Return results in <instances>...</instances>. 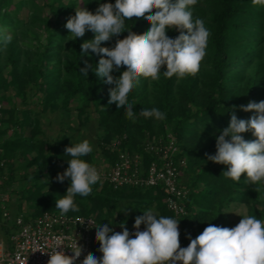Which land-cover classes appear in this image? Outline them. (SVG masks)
<instances>
[{"label": "trees", "instance_id": "1", "mask_svg": "<svg viewBox=\"0 0 264 264\" xmlns=\"http://www.w3.org/2000/svg\"><path fill=\"white\" fill-rule=\"evenodd\" d=\"M18 1L14 7L28 9L24 18L20 17L17 11L12 10L14 0H0V91L9 92L8 89L11 92L13 91L11 89L15 91L7 96L6 93L0 94V100L7 99L11 103L16 95H23L29 84L36 87V90L44 92L45 110H54L58 107L68 110L71 108L72 98L81 95L83 97L80 100L82 105L79 111H81L91 99L98 115V125L104 131L103 142L107 143L113 136L124 135L122 146L129 153L141 152L146 139L151 140L160 134L165 137L166 134L171 133L180 146L177 158L187 159L181 179L182 185L188 189V196L184 200L187 213L178 218L179 239L185 248L190 244V240L196 234L202 233L209 224L219 226L217 212L225 206L226 201L238 199L241 202H248L250 194L253 196L251 199L253 203L259 201L257 195L263 190L261 182L256 185L250 184L246 173L241 175L238 182L234 181L224 175L228 165L216 164L207 157L215 155L216 138L221 130L229 126L233 111L238 119L248 120L256 113L244 112L240 110V106L247 105L250 101L257 103L264 101L263 2L254 4L253 0H197L190 9L193 13V21L197 18L202 19L210 33L206 55L201 61L199 71L195 75L189 74L183 78H178L176 75L167 78L163 75V71L166 70V66H163L158 79L138 77L128 95V102L133 104L135 112L134 118L130 119L123 108L117 109L114 103L108 104L109 88L115 85L105 84L91 69L86 77L80 71L85 67V62L91 64L92 69L95 70L101 55L91 53V50H88L87 55L81 54V45L94 38L93 32L86 30L83 37L75 38L65 27L71 16V8L75 9V5H78L76 0L66 2L49 0L43 2L44 6L39 5L37 0ZM102 3L115 4V0H83L80 6L95 14ZM152 14H155V9ZM150 27L145 18L126 19L125 31L119 36H113L107 42H101L100 46L112 48L118 39L127 37L129 30L139 35L146 33ZM34 33H40L43 36V43L41 45L39 43L36 49L22 46V41L29 39ZM166 34L174 39L180 33L170 28L166 30ZM5 36L11 37L10 42L5 43ZM5 67L9 69L6 76H3L2 70ZM125 70H127L126 67H121L112 75L119 77ZM63 89L68 91L67 96L63 95ZM57 95L60 96V104L56 101ZM152 108H157L164 113L165 119L156 120L140 115L141 110ZM7 110V108H1L2 123L9 121L4 116ZM25 125L29 129L26 136L17 135L11 138L6 136L7 127L0 126V174L4 173V166L11 165V160L18 153L26 159L25 165L32 168L33 173L49 179L55 178L58 173H61V167L69 166L68 160L72 158L65 154V148L83 141H76L67 134L53 141L46 136L34 140L37 129L32 127L30 121H25ZM241 135L249 142L256 139L251 131ZM30 149L34 155L28 158L27 153ZM107 152L110 154L108 150ZM112 152L111 157L106 160L110 164L116 161L117 156L115 151ZM91 155L92 153H89L80 159L92 166L99 164V162L95 164L91 161ZM150 160L152 156L144 154V163L147 164ZM11 178L12 175L8 177V180L3 181L0 190L4 191ZM29 182L32 183L30 179ZM201 183L202 188L199 187ZM35 186L32 191L33 196L35 199H38V196L41 198L30 204L34 211L26 216L23 215L25 220L34 219L45 211L60 212L56 208V200L66 193L54 190L51 196L43 198V191L40 189L46 186L51 187V184L46 180ZM97 186H99L98 182L91 186L92 192L88 196H80L81 202L85 199L90 206L85 208L86 206L82 204L79 210L81 214L69 211L66 215L89 216L100 208L102 204L99 203L107 199L93 194ZM102 186L108 187L111 194L115 196L155 202L162 216L174 217L173 212L164 203V194L160 187L113 188L109 183H103ZM21 191L23 194L31 190L22 185ZM74 202L78 205L77 202L80 201L74 197ZM4 204L10 211L9 201ZM18 214L21 213L11 215ZM262 218L264 222V215ZM96 221L97 226L124 223L121 218L104 221L96 217ZM124 224L128 226L132 223ZM0 228L7 239L16 227L11 220L5 225H0ZM95 235L96 233L94 240ZM96 245H94L95 249Z\"/></svg>", "mask_w": 264, "mask_h": 264}, {"label": "clouds", "instance_id": "2", "mask_svg": "<svg viewBox=\"0 0 264 264\" xmlns=\"http://www.w3.org/2000/svg\"><path fill=\"white\" fill-rule=\"evenodd\" d=\"M258 2L253 0L254 4ZM196 3L197 0H115V4H100L95 14L85 8L76 9L65 27L75 38L83 37L86 30L93 32L94 38L81 45V54L87 55L91 50L101 55L95 70L85 62L81 73L86 77L91 69L105 84L115 85L109 88L108 104L114 103L117 109L125 110L128 118H134L128 95L138 77L158 79L163 66H166L163 75L167 78L173 75L183 78L199 71L210 33L202 19L193 21L190 9ZM133 17L145 18L150 29L139 35L129 30L127 37L118 39L114 47L100 46L101 42L124 32L125 20ZM170 28L180 33L174 39L166 34ZM10 40V36L4 37L5 43ZM121 67L127 70L114 77L112 73ZM240 110L254 111L256 115L248 120L238 119L233 111L229 126L216 138L215 155L207 158L216 164L228 165L224 175L232 180L238 182L246 173L250 184L256 185L264 181V101H250L241 105ZM140 115L165 119V114L157 108L143 109ZM249 131L256 137L254 141H246L241 135ZM92 151L88 140L65 148V154L72 159L68 160V168L55 177L60 183L70 178L66 194L56 200V208L62 215L78 212L74 197L88 196L91 186L100 181L96 167L80 159ZM141 224L146 225V230H139ZM178 224L177 220L154 214L152 210L135 218L134 238H130L124 223L120 225L122 232H115L108 224H92L100 244L98 251L103 255L98 259L88 253L82 264H264V222L254 216H244L231 229L209 224L186 248L180 247ZM56 249L49 252L47 264H75L82 253L78 244L71 249V256Z\"/></svg>", "mask_w": 264, "mask_h": 264}, {"label": "rangeland", "instance_id": "3", "mask_svg": "<svg viewBox=\"0 0 264 264\" xmlns=\"http://www.w3.org/2000/svg\"><path fill=\"white\" fill-rule=\"evenodd\" d=\"M48 1L49 0H37V3L44 6L43 2ZM66 1L67 0H64V2ZM82 1L83 0H76L78 5H75V9L71 8L70 17L75 15L74 11L76 9L79 10L81 8L80 3ZM18 2V0H14L15 4H12V10L17 11L20 17L24 18L28 13V9L27 7H14L18 4ZM259 2L264 3V0H259ZM45 10L47 11V7H45ZM42 38L43 36L40 35V33H34V35H32L29 39H24L22 41V46L36 49L39 47V43L40 45L41 43H43ZM8 69L9 67L3 68V76H6ZM61 72L64 76V71L62 70ZM8 90L9 92L0 91V94L6 93L7 96L12 92L15 93L14 89H11L13 90L12 92L10 91V89ZM62 93L64 96L68 95V91L66 89ZM43 97L44 92H42L41 90L38 91V89L36 90V87H33L29 84L27 85L26 91L23 93V95H16L11 103H9V100L7 99L0 100V114L1 108L8 109L7 113H5V115H2L7 117L9 121L7 123H2L0 121V126L2 128H5V126L7 127V137L11 138L17 135L26 136L29 133V129L26 127L25 121H30L32 122V127L37 129L34 133V140H38L46 136L48 137V139L53 141L57 137H60L63 134H67L68 136L73 137L76 141H89L93 149L90 159L92 162H95V164L98 162L100 163L106 161L111 157L113 153L112 151H115L112 149V141L119 137L113 136L107 143L103 142L102 138L104 135V131L98 125V115L94 110L91 99L87 101L86 105L84 106V108H82L81 111H79V107H81L82 105L80 104V100L83 98L81 95H76L74 98H72L70 104L71 108H69L68 110L64 107L54 108V110H45V106H43ZM55 97H57V103L60 104V96L57 95ZM123 136L124 135H122V137ZM158 136L161 137L162 134ZM31 150L32 149H30L29 153H27L28 158H31L32 155H34L33 151ZM107 150L110 152V154H108ZM183 159L184 162L186 161L187 163V159L185 157H183ZM26 162V159L17 153L11 160V165L4 166V173L0 174L1 189L3 181L8 180V177L12 175V178L10 182H8V185H6L4 191L0 190V197H2V195H6L8 197L10 208V211H8L13 215L18 212L26 216V214L32 213L34 211V208H32L30 204L37 200L39 201V198H41V196H38V199H35L33 196L32 191L33 189H35V185H39L46 180L51 184V187L46 186L40 189V191H43V194L41 193L43 195V198L51 196L54 193V190H60L66 193L67 188L70 186L68 184L70 183V179H66L63 183H60L55 178L49 179L46 176L42 177L36 175L35 173H33L32 168L26 167ZM62 172H64V170L61 167V173ZM181 175H183V172L181 173ZM29 179L30 181H32V183L29 182ZM261 184L263 190L259 195H257L259 200L257 203H253V201L251 200L253 198L252 194L248 196V202H241L238 199L229 202L226 201L227 203L225 204V206L222 207L219 212H217V222L219 224L218 227H227L230 229L234 228L238 225V223L244 216H254L262 221V215H264V181H261ZM22 185H24V188H29V190L31 191H26L21 194ZM199 187L202 188L203 184L201 183ZM93 194L100 195L101 198L109 200L107 201L103 199V201L99 203L102 204L101 207L97 208L92 214L96 215V217L98 218L103 219L104 221H112L114 219L119 220V218H121L124 223L133 224L135 222V218L137 216L144 215V211L147 210H152L154 214L162 216L161 210L155 202L150 203L132 197H120L112 195L109 188L102 186V184L100 183L99 186H97L93 190ZM75 197L78 199V201H80L77 202L79 210L80 208H82V204L86 206L85 208H87V206H90V204L87 203L85 199H83L84 202H81L82 197H80L79 195ZM79 212L80 211L76 213L81 214ZM56 213L60 212L57 211ZM158 218L159 217H157V219ZM200 234L202 233L196 234L193 239H195ZM0 238L6 240L4 231L1 228ZM95 245L99 249L100 244L96 240Z\"/></svg>", "mask_w": 264, "mask_h": 264}, {"label": "built area", "instance_id": "4", "mask_svg": "<svg viewBox=\"0 0 264 264\" xmlns=\"http://www.w3.org/2000/svg\"><path fill=\"white\" fill-rule=\"evenodd\" d=\"M125 136L112 141L113 150L117 156L112 164L100 162L96 167L100 174L98 183H109L113 188L122 186L160 187L164 194V203L174 214L173 219L178 221L179 216L187 213L185 199L188 189L182 185L183 169L186 166L183 157H178L180 146L171 134L145 140L141 152L129 153L123 148ZM144 154L152 156L147 164L144 163ZM59 164V162H57ZM65 171L67 167H62ZM8 201L6 195L0 197V225L13 221L15 229L6 240L0 238V264H47L49 252L63 251L66 255H73L71 249L78 244L82 248L81 256L75 264H82L83 259L92 253L98 259L102 253L94 248V234L97 226L96 215H66L45 211L34 219L25 220L23 214L12 216L5 207ZM92 222V224H91ZM121 224H112L109 227L115 232H122ZM133 224L125 226L130 238L136 229ZM140 231L146 230L141 224ZM180 235V227L178 224ZM181 248L185 245L179 239Z\"/></svg>", "mask_w": 264, "mask_h": 264}, {"label": "crops", "instance_id": "5", "mask_svg": "<svg viewBox=\"0 0 264 264\" xmlns=\"http://www.w3.org/2000/svg\"><path fill=\"white\" fill-rule=\"evenodd\" d=\"M96 233V232H95ZM96 240V239H95ZM97 241V240H96ZM95 242V241H94Z\"/></svg>", "mask_w": 264, "mask_h": 264}]
</instances>
